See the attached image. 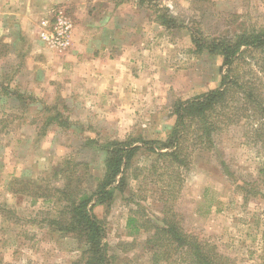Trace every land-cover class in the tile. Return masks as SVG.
Masks as SVG:
<instances>
[{"label":"rangeland","instance_id":"1","mask_svg":"<svg viewBox=\"0 0 264 264\" xmlns=\"http://www.w3.org/2000/svg\"><path fill=\"white\" fill-rule=\"evenodd\" d=\"M120 1L0 0V264H83L85 244L58 230L69 218L61 193L68 169L71 186L94 188L104 175L103 146L165 140L175 103L220 86L222 57L197 53L192 32L217 37L264 27V0ZM57 8L74 23V44L64 53L39 35L41 20ZM165 12L174 27L158 23ZM98 42L97 57L127 62L133 83L118 96L84 93L94 88L84 85L92 70L75 44ZM52 117L58 119L47 124ZM245 127L218 134L213 152L201 151L181 169L172 207L185 230L233 264H264V192L245 201L225 173L255 181L264 165V145L246 141ZM155 159L140 150L110 206L93 209L105 224L112 264H153L147 240L163 217L162 190L169 184L153 171ZM129 218L136 223L128 226Z\"/></svg>","mask_w":264,"mask_h":264},{"label":"trees","instance_id":"2","mask_svg":"<svg viewBox=\"0 0 264 264\" xmlns=\"http://www.w3.org/2000/svg\"><path fill=\"white\" fill-rule=\"evenodd\" d=\"M157 21L168 28L174 27L176 22L166 12L158 16ZM192 41L197 53L207 51L222 57L220 86L175 103L171 112L175 117L174 127L165 140L129 138L103 146L102 151L106 154L104 175L94 188L71 186L74 175L72 169H68V183L61 192L68 203L64 212L69 216L68 222L65 225L54 223L60 225L59 231L73 234L87 247L85 258L79 262L112 264L113 257L108 256L107 244L104 243L105 224L93 213V209L110 206L115 192L125 186L126 168L144 149L156 158L153 171H161L160 177H167L169 182L162 190L163 217L160 224L152 226L153 234L147 240L153 248V264H233L215 245L183 228L171 198H176L181 189L177 186L184 181L180 176L181 169L188 170L201 151L213 152L216 149L215 137L228 128L246 124V141L264 145V27H244L233 35L217 37L205 36L197 30L192 32ZM54 119L58 118L52 117L47 124ZM136 143L142 146H135ZM225 173L235 190L244 194L245 201L263 195L264 165L255 181H239L227 168ZM77 178L79 182L80 176ZM176 190L179 191L173 192ZM134 223L136 219L129 218L128 226ZM132 229L137 230L136 226ZM262 237L264 239V231Z\"/></svg>","mask_w":264,"mask_h":264},{"label":"crops","instance_id":"3","mask_svg":"<svg viewBox=\"0 0 264 264\" xmlns=\"http://www.w3.org/2000/svg\"><path fill=\"white\" fill-rule=\"evenodd\" d=\"M112 16V15H111ZM104 17V16H103ZM108 19L110 16H107ZM108 19L103 18V24L108 23ZM105 29L102 28L101 36L102 38L105 35ZM111 43L112 40L110 41ZM116 41H114L115 43ZM96 44L95 46L87 45L86 47L79 48L78 43L75 44L76 48L80 53H82V62L84 67H88L89 74L86 79H84L85 86L94 87L92 90H85V94L95 93L100 95H109L114 94L118 96V93L121 91L126 92L129 87L132 85L133 81L127 73V62L122 60V56H119L115 59L107 58L105 60L97 57L96 54L100 51L102 52L103 46L102 44ZM113 50V49H112ZM100 52V53H101Z\"/></svg>","mask_w":264,"mask_h":264},{"label":"built area","instance_id":"4","mask_svg":"<svg viewBox=\"0 0 264 264\" xmlns=\"http://www.w3.org/2000/svg\"><path fill=\"white\" fill-rule=\"evenodd\" d=\"M74 23L63 8L47 14L40 22V38L51 49L64 53L73 47Z\"/></svg>","mask_w":264,"mask_h":264}]
</instances>
